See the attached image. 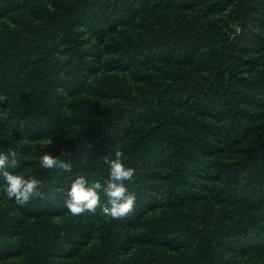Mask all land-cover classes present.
I'll use <instances>...</instances> for the list:
<instances>
[{
    "label": "trees",
    "instance_id": "1",
    "mask_svg": "<svg viewBox=\"0 0 264 264\" xmlns=\"http://www.w3.org/2000/svg\"><path fill=\"white\" fill-rule=\"evenodd\" d=\"M9 148L19 161L9 171L36 176L45 194L24 205L4 196L23 219L73 215L71 181L103 183L121 151L136 169L134 210L73 216L139 228L165 209L179 216L139 243L182 252L183 264L264 255V0H0V151ZM45 151L71 169L41 167ZM201 204L238 214L186 217ZM8 228L0 223V260L49 264L82 244L59 236L14 248ZM111 242L95 264H108Z\"/></svg>",
    "mask_w": 264,
    "mask_h": 264
},
{
    "label": "rangeland",
    "instance_id": "2",
    "mask_svg": "<svg viewBox=\"0 0 264 264\" xmlns=\"http://www.w3.org/2000/svg\"><path fill=\"white\" fill-rule=\"evenodd\" d=\"M47 140L32 146L45 144ZM175 214L178 215V212L158 209L147 214L142 219L139 228L111 226L97 218L84 220L73 215L58 218L23 219L12 210L0 190V223L9 227L6 232L1 233L5 244L15 248L33 240L39 243L44 237L59 236L74 237L82 241L75 254L68 256L70 253L66 254L65 252L66 255L60 253L56 257H51L49 264H95L96 256L108 240H112L111 243H114L108 257V264H148L147 256L150 253H156L164 264H183L182 252H169L138 242L140 233L158 224H163L167 220L170 221ZM184 214L198 223L200 221L213 223L223 220L232 222L238 212L234 208L223 205L201 204L196 210H187L184 211ZM191 214L192 216H190ZM0 264H28V259L26 255L17 256L0 260ZM235 264H264V255L253 254L239 257L235 260Z\"/></svg>",
    "mask_w": 264,
    "mask_h": 264
},
{
    "label": "clouds",
    "instance_id": "3",
    "mask_svg": "<svg viewBox=\"0 0 264 264\" xmlns=\"http://www.w3.org/2000/svg\"><path fill=\"white\" fill-rule=\"evenodd\" d=\"M46 143H51V137ZM16 157L17 152L12 148L6 153L0 151V177L4 181L0 190L7 198H14L17 204L24 205L30 199L43 197L45 194L41 191L42 181L36 176L9 171V168H15L19 164ZM37 159L45 169L70 170L72 167L70 162L61 159V155L54 156L47 151ZM107 163L109 175L103 183L99 180L90 183L83 174L71 181L65 200L66 208L71 214L95 213L99 206L105 218H115L124 217L134 210L137 195L129 190L128 184L132 182L136 169L125 163L121 151H116L114 158L107 159ZM102 198H106V201L102 202Z\"/></svg>",
    "mask_w": 264,
    "mask_h": 264
}]
</instances>
